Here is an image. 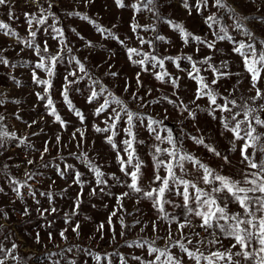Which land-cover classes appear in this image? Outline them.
Returning <instances> with one entry per match:
<instances>
[{
    "label": "snow or ice",
    "instance_id": "snow-or-ice-1",
    "mask_svg": "<svg viewBox=\"0 0 264 264\" xmlns=\"http://www.w3.org/2000/svg\"><path fill=\"white\" fill-rule=\"evenodd\" d=\"M32 2L37 5L38 12L24 13L29 38H20L15 30L3 22H0V33L15 37L17 42L23 45L20 52H23L25 48L31 49L37 57L35 62L23 61L19 66L31 68L32 84L41 89L35 92L36 99L43 102L45 115L52 117V122L58 124L61 129H66L69 121L60 115L52 93L55 87L57 66L61 64L65 66L66 72L59 89L60 96L67 110L78 119L81 125V127H76L71 134V139L77 140L76 147L80 149V152L79 154L70 153V155L84 164L92 173L91 178L86 180L84 179L85 173L77 170L74 165L64 163L62 169L60 164L53 163L57 158L63 162L65 157L58 156L54 157L53 161H45L44 156L49 152V141L47 140L44 142L42 151L35 149L31 144L27 145L33 151H40V160L43 161L41 167H54L61 179L71 173V183L68 187L73 185L79 187L73 199V208L65 213L64 223L68 227L59 232L61 240L67 243L68 237L65 234L69 227L76 234L77 239L80 237L81 223L73 222V217L79 215L85 185L93 184V181L94 186L91 187L89 196L115 198V205L109 212L106 222L101 221L96 224L95 231L99 233L100 240L106 237L105 224L108 226L107 235L110 244L117 237L116 224H119V236L122 238L138 225L140 232L143 233L150 224L153 233L152 238L138 236L131 241L124 240L123 247L139 249L142 252L141 255L129 253L126 256L116 249L112 252H97L88 247L71 244L59 252L49 253L47 259L51 260V264H61V261L63 264H78L76 258H68L65 255L74 251L90 258L93 264H113V258H116L118 264H129L130 260L137 264H184L185 257L190 264H264V87L261 86L264 85V75H262L264 74V38L257 37L256 33L248 27L249 22L264 25V16L245 15L238 12L227 0H211V3L210 0H193V2L179 0L180 8L184 9L188 16H192L193 12L201 16L203 23L211 32L212 39H208L207 35L200 36L189 30L183 21H176L170 15H163L161 8L168 3V0H164V3L160 0H133L130 4L125 0H113L118 9L128 8L133 12L129 28L139 47H130L128 41L132 37L125 35L121 38L114 31L116 24H113L112 28H106L87 14L79 11L68 13L69 16H76L86 21L103 40L115 41L124 50L130 65L138 69L135 73L137 91L130 93V100L136 102L138 108L143 109L149 104L167 101L184 117V120L195 122L197 114L203 112L212 121L218 122L219 135L228 144L226 151H221L214 144L206 142L203 134L188 135L195 146L203 147L217 159L218 164L214 168L187 150L183 138L175 136L173 130L165 125L164 121L168 119L167 109L162 119L133 111L126 101L117 97L107 86L103 85L99 78L94 77L91 70L86 67L87 57L81 60L73 53V47L70 46L71 42L68 41L64 29L57 26L59 21L55 20V14L50 11L51 3L48 9H45L39 4V0H32ZM82 2L87 5L94 0H82ZM256 2L257 0H245V3L256 4ZM260 3L264 4V0H260ZM8 4L9 0H0V6ZM210 7L215 8L216 12L204 16L203 13ZM261 10L260 7L256 9L257 12ZM220 12H223V15L217 14ZM141 13L150 14L152 23L140 24L137 15ZM11 16L12 13L9 11V17ZM225 16L231 21L230 24L224 22ZM50 17L54 19L52 24L48 23ZM158 25H167L170 31L178 35L183 46L195 45L196 54L201 52L202 47L211 54L202 58L197 55L195 59L193 55L183 52L176 55L161 54L160 46H171L173 41L160 33ZM41 28L52 40L57 41L55 53L50 52L47 40L43 42V47L36 42L37 33ZM71 31L83 42L84 48L95 49L97 47L96 43L81 35L76 29L73 28ZM149 32L154 34L151 38L141 35V33ZM238 36L243 39H237ZM225 41L231 45L230 52L240 58L243 72H233L226 59L219 63L214 62V54L223 51L217 48V44ZM144 45H148V50L144 49ZM110 59L112 56L106 57L104 63ZM182 62H186L188 67H182ZM169 63L179 72L186 73L188 80L195 82L194 99L189 103H185L178 95V90L181 88V77L173 75L168 70L167 64ZM0 64L8 67L10 61L0 56ZM11 66L17 67L18 65L12 64ZM100 66V64L96 65V67ZM112 67V64H108V70L104 75L118 77L120 74L112 71ZM39 72L44 73L43 78L38 74ZM145 72L160 84L171 86V96L175 99L161 96L145 101L144 96L139 94V89L144 87L141 74ZM202 73H209L211 79ZM232 77L247 79L249 83L247 91L254 94L245 96L235 86L226 88L227 94L220 92L217 85ZM9 78L16 87H22V82L18 78L12 75ZM85 80L88 81L89 89L86 103L93 105L91 115L93 117L104 116L102 123L105 126L102 128L93 124L92 128L98 134H106L103 135V141L115 152V162L119 166V172L123 174V179L116 173L104 172L103 166L97 164L94 158H90L83 150L85 139L83 126H85L87 117L81 109L74 105L70 92H79L80 89L73 86ZM129 88L130 84L126 80L124 92L128 93ZM151 92V88L146 89V94L150 95ZM2 97L3 93H0V106L6 102L17 105L21 103L20 100L6 101ZM200 100H206L207 104L201 106L197 103ZM189 104L194 107H190ZM13 115L17 120L27 123L23 121L18 112ZM5 119L6 117L0 114V148L5 147L9 141L16 142V147L25 145L28 137H18L15 132L9 131L4 124ZM36 123L37 121L33 120L27 123V126L31 128ZM140 130L147 132L151 143L139 138ZM40 131L42 132L43 129ZM197 132H202V130L197 127ZM225 133H230L231 138ZM38 134L37 132L32 133L33 136ZM117 136L121 137L119 142L115 139ZM55 143L56 145L61 144L59 135L56 136ZM140 145H147L149 149L147 155L151 157L152 175L147 180L144 179L143 171L147 164L137 151ZM237 151L240 156L239 164L244 167L237 171L236 176L225 175L224 169L226 166H232L230 157ZM34 163V160H27L28 165ZM9 168L7 163L0 164V174L4 175L16 199L23 201L22 189H27L28 195L35 200L36 193L32 190L29 181L43 173L26 169L24 179L21 180L12 176L8 171ZM237 176L239 178H236ZM117 185L127 190L118 194L107 191ZM67 190L65 188L62 191L67 192ZM0 194H4L3 187H0ZM40 195L45 196L52 205L51 192H42ZM125 199L134 201L132 212L125 207ZM15 202L16 200L12 201V203ZM35 202L39 203L38 200ZM142 202L150 204L155 219L143 220V216L147 213L136 207ZM232 205L236 206L235 211L231 209ZM104 207L106 208L107 205ZM169 207L183 211L177 215L170 212ZM36 211L43 217L45 213L53 214L58 209L50 206L44 209L38 208ZM22 214L28 216L29 208L25 207ZM0 215L4 219L8 218V213L3 208H0ZM133 215L136 218L132 223H126L125 216ZM113 217L116 218L115 223ZM84 219L90 221L91 217L85 216ZM173 224H175V233ZM161 230L166 234H157ZM201 231L205 234L204 236H201ZM6 239L7 237H4V240ZM52 239V233L49 232L48 240ZM89 239H95V235L90 236ZM157 241H163V246H158ZM225 241H228L227 245ZM35 243L42 244L39 233L36 234ZM18 248L19 245L15 242H12L10 247H5L3 240H0V264H11L12 261L16 264H23L24 258L17 254ZM52 257H58V259L52 260ZM82 264H88V259H84Z\"/></svg>",
    "mask_w": 264,
    "mask_h": 264
},
{
    "label": "rangeland",
    "instance_id": "rangeland-1",
    "mask_svg": "<svg viewBox=\"0 0 264 264\" xmlns=\"http://www.w3.org/2000/svg\"><path fill=\"white\" fill-rule=\"evenodd\" d=\"M126 3L130 4L133 0H125ZM164 3V0H160ZM193 2V0H190ZM229 4H232L238 12L245 15H259L264 16V4L257 0L256 4L245 3V0H227ZM49 3L52 7L51 12L55 14V20L59 21L58 27H62L65 31L68 41H70V46L73 47V53L85 61L86 67L91 70L94 77L99 78L103 85L115 93V95L122 100L126 101L133 111L143 112L147 115L153 116L156 119H162L165 114V109H167L168 119L164 123L168 128L173 130V133L177 137H182L184 140V146L187 150L193 152L196 156L200 157L205 163L209 164L211 167H217L218 161L212 156L211 153L207 152L203 147H197L188 138V135H201L205 136L206 142L214 144L219 150L226 151L228 148L227 141L219 135L218 122L212 121L206 113L200 112L197 114V120L194 122L192 120H184V117L173 107V105L168 104L167 101H162L160 103L149 104L146 108L140 109L137 107L136 102L130 100V93L132 91H137V86L135 84V73L138 70L136 67L130 65L127 60L126 53L115 41H106L101 38L99 33L95 31L92 25L88 24L86 21L79 19L76 16H69L68 13L73 11H79L83 14H87L89 17L96 20L100 25L106 28H112L113 24L117 27L114 29L124 38L125 35L132 37L128 41L130 47H139L138 42L133 36L129 24L132 21L133 12L131 9H118L113 0H94V2L87 3L85 5L82 0H39V4L45 9H48ZM211 3V0H210ZM257 7L262 10L257 12ZM9 11H11L12 16L9 17ZM36 13L38 12L37 5L32 2V0H9L8 5L0 6V22L7 23L11 29L15 30L19 37H28V25L25 20L24 13ZM161 12L165 16H171L172 19L176 21H183L185 26L193 31L195 34L200 36L207 35L208 39H212L211 32L207 26L203 23L201 16L193 12L192 16H188L187 12L180 8L179 0H168V3L161 8ZM211 12H216L215 8H209L208 11L203 13L207 16ZM218 15H223V12L217 13ZM137 20L140 24H150L152 23L151 15L148 13H141L137 15ZM224 22L230 24L231 21L228 20L227 16L224 17ZM49 24L54 23L53 18H49ZM248 27L256 33L257 37L264 38V25H260L255 22H249ZM76 29L81 35L87 37L97 44L95 49L84 48L83 42L78 39L76 34L71 31V29ZM158 29L161 34L167 36L173 41V45H161L159 51L161 54H171L176 55L177 53L183 52L194 56L197 55L202 58L205 55L211 54L206 48L202 47L200 53L196 54L194 52L195 45H189L187 47L183 46L177 34L169 30L167 25H158ZM231 31V29H230ZM146 38H151L154 34L141 33ZM235 35V33H233ZM237 39H243V37H237ZM47 40L50 52L55 53L57 50V41L52 40L47 34L44 33L43 28L37 33L36 42L43 47V42ZM23 45L17 42L15 37H8L0 33V56H4L9 59L10 65L5 67L0 64V93H3V97L6 101L20 100L19 105L6 102L3 106H0V114H3L6 119L4 124L7 126L9 131L16 133L18 137H28L25 145L16 147V142L9 141L5 147L0 148V164L7 163L10 168L11 175L18 178L24 179V172L36 171L37 173H43V175H36L34 179L29 181L32 185V190L36 193L35 200L28 195L27 189H22L24 193V200L20 201L16 199L15 194L11 191L7 180L4 178L3 174H0V187L4 188V194H0V208L8 213V218L4 219L0 215V240H3L5 247H10L12 242L19 245L17 249V254L24 258L23 264H51V260L47 259L49 253L59 252L61 249L67 248L71 244L81 245L83 247H88L94 249L97 252H112L113 249L124 253L126 256L129 253H134L135 255H141L142 252L139 249H128L123 247L124 240L129 241L137 238L138 236H144L147 238H152L153 233L151 225L145 229L143 233L140 232V226L132 229L126 237L119 236V224H116L117 237L116 240L111 244L109 243V238L107 235V224H105L106 237L104 240L99 239V233H96V224L101 221L107 220L108 214L112 211L115 205V198L109 196H89V191L93 184H86L84 187V195L82 197L83 203L80 206L79 215L73 217V222L79 221L82 226V232L80 237L77 239L76 234L71 231L69 227L68 232L65 234L68 237L67 243L61 240L59 232L68 227L64 223L65 213H68L73 208V199L75 198L79 187L73 185L68 187L71 183V173L64 179H61L55 171L54 167L44 168L40 165L43 161L40 160V151L43 150L44 142L49 141V152L45 154V161H53L54 157H65L66 159L61 162L60 159L53 161L54 164H60L63 169L64 163L74 165L77 170L85 173L84 179H90L92 173H90L80 161L75 157L71 156L70 153L79 154L80 149L76 147L77 140L71 139V134L75 131L76 127H81L78 119L67 110V107L63 104L62 98L60 96V85L63 80V75L66 72L65 66L63 64L57 66V75L54 79V89H53V100L56 103L57 110L60 115L66 121H69L66 129H61L58 124L52 122L53 118L45 115L44 104L41 101H37L35 92L41 91L32 84L31 80V68L30 67H20L19 65L23 61L35 62L37 57L33 54L31 49L25 48L23 52H20V48ZM217 48L223 49L222 52H217L213 56V60L219 63L221 60H228L231 65V70L233 72H243L242 63L240 58L230 52L231 45L225 42H220L217 44ZM6 49V51H5ZM79 49V51H77ZM107 49V50H106ZM144 49L148 50V45H144ZM167 49V51H165ZM19 53V55H17ZM114 53V55H113ZM112 56V59L104 63L105 58ZM12 64L18 65L17 67H12ZM100 64V67H96ZM108 64H112V71L118 72L120 75L118 77L105 76L104 73L108 70ZM168 70L173 73V75H178L181 77V88L178 90V95L184 100L185 103H189L194 99V89L195 82L187 79L186 73H181L175 69L170 63L167 64ZM182 67H188L186 62H182ZM42 78L44 73H38ZM211 79L209 73H202ZM15 76L22 82V87H16L14 82L9 78V76ZM247 75V74H245ZM264 75V74H262ZM128 80L130 84L129 92H124L125 81ZM141 80L144 83V87L139 89V94L144 96L145 101H151L157 99L161 96H169L171 99L175 97L171 96L172 88L169 85H162L157 82L149 73L145 72L141 74ZM88 81H82L78 85H74V88H79L80 91L70 92V98L72 99L74 105L81 109L86 114V123L83 126L85 131V139L83 142V150L88 153L90 158H94L95 162L102 165V170L106 173H116L123 179V174L119 172V166L115 162V152L110 149V146L104 143L103 135L96 133L92 125L97 124L100 127L105 125L102 123L104 116L93 117L91 115L93 105H88L86 103V97L88 95L89 89L87 87ZM237 87L240 92L245 96L254 94L247 91L249 83L247 79L232 77L229 80L221 81L217 85L219 91L227 94L225 92L226 88ZM264 87V85H261ZM151 88L152 92L150 95L146 94V89ZM159 89V91H157ZM198 104L204 106L207 104L206 100L197 101ZM190 107L194 105L189 104ZM23 118V121L31 123L33 120L37 121L31 128H28L27 123L17 120L13 113H17ZM183 121V123H180ZM197 127L202 130V132H197ZM43 129L41 132L40 130ZM37 132L38 135L33 136L32 133ZM59 135L61 137V144L56 145L55 138ZM226 136L231 138L230 133H225ZM78 137V134H77ZM140 139H144L148 143L151 140L146 131L140 130ZM117 142L121 139L120 136L115 138ZM28 144L34 146L35 149L40 151H33L31 148L27 147ZM167 147V145H164ZM59 150V151H58ZM147 145H140L137 151L142 159L145 160L147 167L143 169L144 179L147 180L152 175V163L151 157L147 155L148 153ZM11 157V159H8ZM232 166H226L224 169L225 175L236 176L238 170L242 169L244 166L239 164L240 156L237 151L235 154L231 155ZM34 160L35 163L32 165L27 164V160ZM19 165V167H16ZM236 178H239L238 176ZM67 188V192L62 190ZM127 189L120 186H114L107 191L112 193H120ZM42 192H51L53 197L52 205L49 204L48 199L40 195ZM16 200L15 203H12ZM38 200L39 203L35 201ZM95 205V207H93ZM104 205H107L105 208ZM124 205L129 212L133 211L134 201L125 199ZM50 206H55L58 211L53 214L45 213L42 217L36 210L38 208L44 209ZM25 207L29 208L30 214L28 216L23 215V210ZM144 210L147 215L143 216V220L148 221L150 219H155V215L151 210L150 204L142 202L136 205ZM167 207V206H166ZM231 209L236 210V206L232 205ZM170 212L179 215L183 210L176 208H168ZM120 213H118L119 215ZM85 216L91 217L90 221L84 219ZM136 218L133 216H125L126 223H132ZM114 223L116 218L113 217ZM166 227V226H165ZM173 232L175 233V224H173ZM199 230V229H198ZM51 232L53 239L48 240V233ZM39 233L42 239V244L35 243L36 234ZM157 234L165 235L166 232L161 230ZM95 235V239H89L90 236ZM205 234L201 231V236ZM4 237H7L4 240ZM225 245L228 241L224 242ZM158 246H163V241H157ZM47 245V247H44ZM57 245L59 247H57ZM174 251H177L174 249ZM68 258H76L78 264H82L84 259H88V264H93L90 258L84 257L75 251L73 253L65 254ZM58 259V257H52V260ZM11 264H16L12 261ZM63 264V261H61ZM113 264H118L116 258H113ZM129 264H137L135 261H129ZM184 264H190L185 257Z\"/></svg>",
    "mask_w": 264,
    "mask_h": 264
},
{
    "label": "water",
    "instance_id": "water-1",
    "mask_svg": "<svg viewBox=\"0 0 264 264\" xmlns=\"http://www.w3.org/2000/svg\"><path fill=\"white\" fill-rule=\"evenodd\" d=\"M165 124H168V123L165 122Z\"/></svg>",
    "mask_w": 264,
    "mask_h": 264
}]
</instances>
